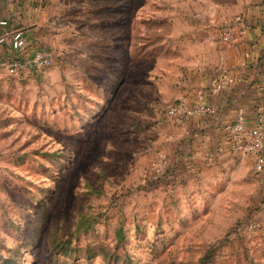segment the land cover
Here are the masks:
<instances>
[{"label": "rangeland", "instance_id": "obj_1", "mask_svg": "<svg viewBox=\"0 0 264 264\" xmlns=\"http://www.w3.org/2000/svg\"><path fill=\"white\" fill-rule=\"evenodd\" d=\"M182 2L47 0L23 27L51 64L0 67V264H264V166L163 117L175 66L144 47Z\"/></svg>", "mask_w": 264, "mask_h": 264}, {"label": "crops", "instance_id": "obj_2", "mask_svg": "<svg viewBox=\"0 0 264 264\" xmlns=\"http://www.w3.org/2000/svg\"><path fill=\"white\" fill-rule=\"evenodd\" d=\"M45 1L0 0V21L7 22L0 31L21 30L28 38L23 27L38 22ZM174 10L168 37L162 32L144 51L175 66L163 71L175 99L192 107L201 94L211 107L188 117L174 134L176 143L227 159L238 152L233 126L250 128L264 119V0H184ZM227 24L233 36L223 41L220 29Z\"/></svg>", "mask_w": 264, "mask_h": 264}, {"label": "built area", "instance_id": "obj_3", "mask_svg": "<svg viewBox=\"0 0 264 264\" xmlns=\"http://www.w3.org/2000/svg\"><path fill=\"white\" fill-rule=\"evenodd\" d=\"M0 25L5 27L7 22L2 20ZM219 36L223 41L230 40L233 36L231 27L228 24L224 25L220 29ZM0 47H2L0 67L9 74L15 75L21 71L45 69L51 64V58L46 52L29 53L26 36L21 30L0 31ZM210 111L211 107L199 94L192 107L180 102L172 104L166 107L163 117L166 122L178 125L183 124L193 114H205ZM233 130L238 134L236 149L251 156L254 159L256 170L260 172L264 166V119L259 116L257 124L250 128L235 124ZM164 157L163 154L160 155L158 161L163 160ZM154 165H157V162ZM260 212L264 215V204Z\"/></svg>", "mask_w": 264, "mask_h": 264}]
</instances>
